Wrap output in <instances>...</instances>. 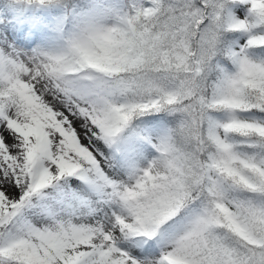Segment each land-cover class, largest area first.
<instances>
[{
    "label": "snow or ice",
    "instance_id": "snow-or-ice-1",
    "mask_svg": "<svg viewBox=\"0 0 264 264\" xmlns=\"http://www.w3.org/2000/svg\"><path fill=\"white\" fill-rule=\"evenodd\" d=\"M0 264H264V0H0Z\"/></svg>",
    "mask_w": 264,
    "mask_h": 264
}]
</instances>
